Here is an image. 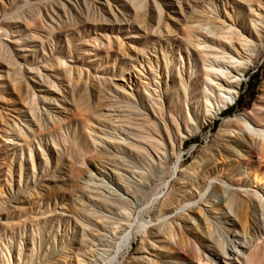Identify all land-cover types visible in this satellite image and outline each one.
Returning <instances> with one entry per match:
<instances>
[{
    "label": "rangeland",
    "instance_id": "374dc122",
    "mask_svg": "<svg viewBox=\"0 0 264 264\" xmlns=\"http://www.w3.org/2000/svg\"><path fill=\"white\" fill-rule=\"evenodd\" d=\"M198 43L244 63L221 113ZM256 109L264 0H0V264H197L220 227L264 264V144L238 123Z\"/></svg>",
    "mask_w": 264,
    "mask_h": 264
},
{
    "label": "bare ground",
    "instance_id": "6f19581e",
    "mask_svg": "<svg viewBox=\"0 0 264 264\" xmlns=\"http://www.w3.org/2000/svg\"><path fill=\"white\" fill-rule=\"evenodd\" d=\"M249 3H250V0H249ZM211 18H212V16H211ZM259 22H261V21H259ZM224 28L225 27L221 26L219 29H216V30L212 29L210 32H212V35H220V38H221V36L225 33L223 31ZM235 36H236V40L240 41L241 43L246 41L245 38L243 37V35L241 33H239V32L235 33ZM198 45H200V52L203 53L204 56H205L204 62L206 63L205 64V68H208V71H207L206 74H207V77L210 79L209 81H214L212 76H214L216 73L219 74V76L217 77V81H214V84H215V87H216V91H217L216 99H215V104H216L215 112L218 113L221 110H223L225 108H228L229 106L234 104L235 99L237 98L238 87L240 85V80H241V77H242V73L241 72H242V68H244V63L241 60L234 59L233 56L225 57L224 56L225 51H222V53H218L217 51H214L213 49H211V45H208V44H205V43L202 44V46H201L200 43H198ZM253 46L251 48H253ZM2 47H3V45H2ZM23 50H27V47L25 46ZM222 59H224L225 62H223ZM229 63H233V65H228ZM220 76H224V77H220ZM205 99H206V103L208 105H212V102H211L210 98L206 97ZM258 113H260V114H258ZM257 114H258V116L260 115L262 117L261 119L264 121V111L256 109L255 111H253L251 113V117L249 119L241 117L240 120H238V123H240L242 125V128H240L239 130H241L242 132L243 131L248 132L254 139H256V138L260 139L263 142V144H264V123L261 124V125L252 124V121H253L252 119L256 118ZM108 115L111 116V114H108ZM48 116L50 117L52 115L48 114ZM32 117H33V119L35 118L34 116H32ZM247 145H248L247 147H249V148L251 146L254 147V144L252 145V144L248 143ZM255 146H256V144H255ZM236 154L240 155L241 154L240 150H236ZM2 167L3 166L0 165V168H2ZM4 167H5V169L3 170V173L5 175L7 173V171L9 170V166H4ZM252 180H253V178H252ZM201 187H203V186H201ZM224 187H226V186H224ZM243 188H244V186H243ZM35 190H36V192H35L36 196L35 197L37 199L49 200V191L48 190H44V189L42 190V187L36 188ZM253 195H254V198H255V201H256V204H257V206H255L257 211H258L257 219L259 221H261V222H264V200H263L262 197H259L257 192H254ZM24 201H27L26 197H25ZM233 202H234L233 194L228 195L227 198H226V206H225L226 213H228V214L232 213L231 206H232ZM123 203H125V202H123ZM57 213L61 214V215L64 214L63 211H58ZM249 216L250 215H248V217ZM113 218H114V216H113ZM153 223H155V222H153ZM149 224H151V223H149ZM175 231H176L175 227H172L171 225H168V226L165 225V235H166L165 236V240L168 241L169 243L173 244V245H176V242L173 239ZM216 233L220 237V240L223 241V243L216 242L215 246H213L214 248L207 247V250H208L209 254H205V252H204V255L202 254L199 257L197 264H218V261H220V257H223L226 260L225 264H244V262H245V264H253L252 257L246 255V253L244 251V248H247L248 246H251L250 241L246 237L239 238L235 234L231 236L229 231L227 229H224L223 227H220V229H217ZM128 235H132V233L127 231V234H125L123 237L121 235V237L123 238L122 240H124L125 238H128ZM149 244L153 247V243H149ZM61 249L65 251V256H64L65 260L69 259V257L71 256L70 253L72 251V250L68 251V249L70 250L69 245L67 244ZM142 252H145V254H142L141 256L137 257V260L139 261V264H159L158 260L151 258L149 256V254L146 253V249H143ZM164 256L166 257V254ZM173 259L177 260V259H179V257L174 256ZM183 261L187 262L188 264H194L192 256L184 257ZM76 263L77 264H84V262L80 261V260H77ZM165 264H176V263L175 262L166 261Z\"/></svg>",
    "mask_w": 264,
    "mask_h": 264
},
{
    "label": "clouds",
    "instance_id": "9594fccd",
    "mask_svg": "<svg viewBox=\"0 0 264 264\" xmlns=\"http://www.w3.org/2000/svg\"><path fill=\"white\" fill-rule=\"evenodd\" d=\"M143 227H144V228H147V227H148V225H143Z\"/></svg>",
    "mask_w": 264,
    "mask_h": 264
}]
</instances>
